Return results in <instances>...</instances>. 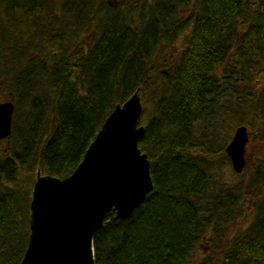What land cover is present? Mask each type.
Listing matches in <instances>:
<instances>
[{
  "label": "trees",
  "instance_id": "obj_1",
  "mask_svg": "<svg viewBox=\"0 0 264 264\" xmlns=\"http://www.w3.org/2000/svg\"><path fill=\"white\" fill-rule=\"evenodd\" d=\"M114 2L0 0V86L13 105L0 146V264L24 251L35 172L69 174L136 89L152 187L127 217L111 211L94 230V263L264 264V0ZM81 28L91 30L84 46L74 43ZM178 39L173 60L164 49ZM219 118L257 142L243 184L211 178L229 161ZM261 189L246 226L225 236L243 194ZM206 235L209 250L191 262Z\"/></svg>",
  "mask_w": 264,
  "mask_h": 264
},
{
  "label": "water",
  "instance_id": "obj_2",
  "mask_svg": "<svg viewBox=\"0 0 264 264\" xmlns=\"http://www.w3.org/2000/svg\"><path fill=\"white\" fill-rule=\"evenodd\" d=\"M137 89L104 117L81 159L63 176L36 171L28 201V236L17 264H95L92 234L107 214L125 218L151 190L149 162L137 146ZM13 105L0 101V139L10 133ZM248 132L238 124L223 150L234 172L244 166Z\"/></svg>",
  "mask_w": 264,
  "mask_h": 264
},
{
  "label": "rangeland",
  "instance_id": "obj_3",
  "mask_svg": "<svg viewBox=\"0 0 264 264\" xmlns=\"http://www.w3.org/2000/svg\"><path fill=\"white\" fill-rule=\"evenodd\" d=\"M111 2H114V0H110ZM115 3V2H114ZM187 11L184 10L185 13ZM91 30H84L81 28V30L77 33L74 43L80 44L84 46L87 42L88 36L90 35ZM182 37V36H180ZM181 47V41L178 39L176 42L172 43L171 45L167 46L164 51L167 55L171 57V59L175 60L179 50ZM220 71V66L217 67L216 73L219 74ZM253 82L249 84H238L236 87L238 94H243L245 91L250 88ZM244 89V90H243ZM7 89L2 88L0 86V101L2 100H7ZM142 107V104H141ZM142 110V109H141ZM148 114H144L142 117V121L140 124L144 126V121L147 119ZM210 126H212V123L210 121ZM216 126V131H217V137L223 141H228L233 128L236 126H233L231 130H228V124L223 122L221 118H219L216 122H214ZM203 121H198L195 123V131L197 134L200 133V131L204 128L203 127ZM206 126V124H205ZM247 128V127H246ZM247 132H249V128H247ZM248 142V141H247ZM3 144V139H0V146ZM256 148H257V142L254 141H249L246 146H245V151H244V166L241 169L240 172H234L231 168V165L228 160H225L224 163L216 166L214 169L211 170V178L214 180L216 184H219L221 186H232L235 183H242L245 182L246 176L250 174L249 172L251 171V167L256 165V160H257V155H256ZM36 173V172H35ZM262 190H254V192H246L243 194L241 201L238 204L237 207V214L236 217L226 225L225 228V236L226 234H230L236 229L239 228H244L246 224L249 222L252 214V207L254 204V201L262 194ZM260 192V194H259ZM223 235V237H225ZM208 236H204L203 240L200 241L197 245V247L194 249V251L191 254L190 261L193 262L197 258H199L205 251H208V243H207Z\"/></svg>",
  "mask_w": 264,
  "mask_h": 264
}]
</instances>
